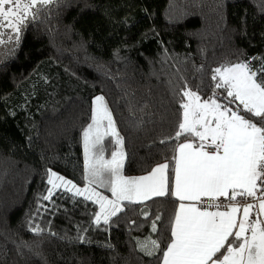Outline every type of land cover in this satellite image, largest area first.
I'll return each instance as SVG.
<instances>
[{"label":"trees","instance_id":"16d2710c","mask_svg":"<svg viewBox=\"0 0 264 264\" xmlns=\"http://www.w3.org/2000/svg\"><path fill=\"white\" fill-rule=\"evenodd\" d=\"M0 54V264H160L136 240L150 234L155 214L173 211V198L125 202L97 226V205L82 197L56 190L42 199L46 170L84 185L83 129L95 95L124 138V175L170 159L177 142L160 141L178 130L185 81L207 98L212 69L264 66V0H55ZM103 143L110 158L115 138Z\"/></svg>","mask_w":264,"mask_h":264},{"label":"snow or ice","instance_id":"6c2138e0","mask_svg":"<svg viewBox=\"0 0 264 264\" xmlns=\"http://www.w3.org/2000/svg\"><path fill=\"white\" fill-rule=\"evenodd\" d=\"M54 2L0 0V37L7 35L0 44L19 45L41 6ZM211 71L215 83L207 98L199 85L193 91L185 81L179 88L178 130L160 141L177 142L174 155L140 176L124 175V138L105 97L97 95L91 123L83 129L84 186L47 169L50 187L42 199L52 200L55 190L82 197L98 205L93 213L98 226L123 212L125 202L173 198V211L155 214L150 234L137 240L146 257L160 264H264V66L253 70L251 61L228 62ZM183 136L190 138L178 142ZM105 137H114L118 146L110 158ZM97 187L107 188L111 197ZM142 215L152 213L145 208Z\"/></svg>","mask_w":264,"mask_h":264},{"label":"rangeland","instance_id":"374dc122","mask_svg":"<svg viewBox=\"0 0 264 264\" xmlns=\"http://www.w3.org/2000/svg\"><path fill=\"white\" fill-rule=\"evenodd\" d=\"M0 38H2V39H5V40H7V35H5V36H3V37H0ZM15 44V42L14 41H12V42H8V43H5V44H0V52L2 53V52H6L7 51V49L10 47V46H13ZM0 56H1V54H0ZM97 95H95V96H93L92 97V100H91V106H92V101H93V99L96 97ZM91 123V122H90ZM82 151H83V156H84V148H83V139H82ZM59 174V173H58ZM60 175V174H59ZM62 176V175H61ZM66 178V177H65ZM66 179H68V178H66ZM70 180V179H69ZM74 183V182H73ZM77 186H79V187H83L84 185H78V184H76ZM50 187V185H48V188ZM47 188V189H48ZM105 189H107V188H101V187H97V191H100L101 193H103L104 195H107V194H105ZM102 190H104V191H102ZM108 190V189H107ZM56 191V190H55ZM65 191V190H64ZM109 191V190H108ZM46 194H47V191H46ZM107 196H109V197H111V194L110 195H107ZM99 210V208H98V205H97V211Z\"/></svg>","mask_w":264,"mask_h":264},{"label":"built area","instance_id":"2783aa9c","mask_svg":"<svg viewBox=\"0 0 264 264\" xmlns=\"http://www.w3.org/2000/svg\"><path fill=\"white\" fill-rule=\"evenodd\" d=\"M221 201L224 202V201H223V198H221ZM239 202H240L241 204H246V203H249V202H251V201L248 200V199H240Z\"/></svg>","mask_w":264,"mask_h":264},{"label":"crops","instance_id":"0c3cea01","mask_svg":"<svg viewBox=\"0 0 264 264\" xmlns=\"http://www.w3.org/2000/svg\"><path fill=\"white\" fill-rule=\"evenodd\" d=\"M182 142H184V141H182ZM111 193H109V194H107V195H110ZM148 236V235H147ZM147 236H144V237H147ZM144 237H140V238H138V240H140V239H143ZM136 245H137V240H136ZM138 248V247H137Z\"/></svg>","mask_w":264,"mask_h":264}]
</instances>
